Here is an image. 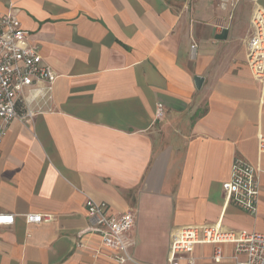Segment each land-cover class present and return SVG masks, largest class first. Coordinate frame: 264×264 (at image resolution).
<instances>
[{"label":"crops","instance_id":"1","mask_svg":"<svg viewBox=\"0 0 264 264\" xmlns=\"http://www.w3.org/2000/svg\"><path fill=\"white\" fill-rule=\"evenodd\" d=\"M256 5L0 0L57 74L53 111L12 119L0 141V211L15 215L0 226V264H118L84 231L87 198L133 213L131 253L145 264L167 263L175 228L264 233V82L246 62ZM235 157L260 169L256 215L226 197ZM220 247L216 262L213 244H192L194 264H235L233 243Z\"/></svg>","mask_w":264,"mask_h":264},{"label":"built area","instance_id":"2","mask_svg":"<svg viewBox=\"0 0 264 264\" xmlns=\"http://www.w3.org/2000/svg\"><path fill=\"white\" fill-rule=\"evenodd\" d=\"M238 0H218L221 8L235 6ZM256 2L257 0H251ZM252 32L246 44V62L252 76L264 82V9L256 5L251 16ZM224 29V23L216 25ZM28 31L19 26L18 20L9 13L0 15V141L6 135L12 119L28 123L44 112H52L54 84L57 74L47 65L36 44L27 42ZM163 115V104L157 103L155 118ZM258 147L264 150V135L258 137ZM260 169L235 157L230 176L224 183L227 199L246 213L256 215L259 200ZM88 225L84 231L96 233L100 244L110 251L108 257L118 264L136 260L131 249L135 237L131 232L135 216L131 211L109 213L105 203L87 198L84 202ZM27 223L49 220L43 213H27ZM15 215L0 211V226L14 223ZM234 245L232 258L235 264H264V233L245 230H225L215 224L189 225L175 228L170 235L166 264H194L190 246L196 243H211V258L218 262L223 258L220 244ZM81 245V244H80ZM102 250L95 249L94 256ZM240 254L244 259H239Z\"/></svg>","mask_w":264,"mask_h":264},{"label":"water","instance_id":"3","mask_svg":"<svg viewBox=\"0 0 264 264\" xmlns=\"http://www.w3.org/2000/svg\"><path fill=\"white\" fill-rule=\"evenodd\" d=\"M227 33H228V30L224 28L216 36L218 38H225ZM201 80H202L201 77H196L195 78V83H196L197 86L200 84Z\"/></svg>","mask_w":264,"mask_h":264}]
</instances>
